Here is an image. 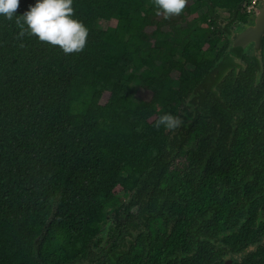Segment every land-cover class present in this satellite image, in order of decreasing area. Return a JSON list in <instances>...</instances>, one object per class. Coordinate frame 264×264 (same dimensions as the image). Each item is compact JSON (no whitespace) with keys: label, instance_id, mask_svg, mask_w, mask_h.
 Returning a JSON list of instances; mask_svg holds the SVG:
<instances>
[{"label":"trees","instance_id":"trees-1","mask_svg":"<svg viewBox=\"0 0 264 264\" xmlns=\"http://www.w3.org/2000/svg\"><path fill=\"white\" fill-rule=\"evenodd\" d=\"M249 1L187 0L165 19L153 0H74L89 34L72 54L0 17V264H73L130 192L147 193L153 217L185 223L211 206L227 212L240 180L252 198L264 160L244 163L240 179V137L231 152L207 129L240 123V62L228 49ZM34 2L20 0L16 14ZM164 112L186 123L183 134L154 126ZM180 233L170 242L188 248Z\"/></svg>","mask_w":264,"mask_h":264},{"label":"flooded vegetation","instance_id":"flooded-vegetation-1","mask_svg":"<svg viewBox=\"0 0 264 264\" xmlns=\"http://www.w3.org/2000/svg\"><path fill=\"white\" fill-rule=\"evenodd\" d=\"M261 1L258 0L257 7ZM239 62L240 123L219 122L214 129H207L218 131L219 137L223 133L231 152L230 145L240 137V161L235 172L241 179L246 172L242 168L244 163L260 168V162L264 160V31L258 45L252 44L240 52ZM196 109L193 105L190 107L192 115ZM182 125L186 126V123ZM199 125L198 122L191 123L189 129L195 132ZM174 131L183 134L182 126ZM189 142L197 150L198 139L190 138ZM209 155H205L200 166L206 164ZM226 155L223 152V156ZM176 159L180 158L176 156ZM237 189V196L235 193L225 196L228 198L224 205L227 212L220 211L218 216V210L211 206L204 214L195 212L194 220L188 223L167 218L166 210L162 213L167 217H153L151 204L146 200L147 193L143 191L138 196L137 191L130 192L124 196V205L117 215L103 222L99 233L81 253L72 257L70 263L264 264V184L251 190L254 193L251 199L247 198L249 192H246L245 181L240 180ZM181 227L188 234V248L170 242L174 231L180 240L184 238Z\"/></svg>","mask_w":264,"mask_h":264},{"label":"clouds","instance_id":"clouds-1","mask_svg":"<svg viewBox=\"0 0 264 264\" xmlns=\"http://www.w3.org/2000/svg\"><path fill=\"white\" fill-rule=\"evenodd\" d=\"M74 0H35L22 14L17 15L20 0H0V17L16 19L20 36L25 34L36 37L41 42L58 46L65 54L79 53L84 50L88 28L74 17ZM158 15L165 19L178 16L184 10L187 0H153ZM182 119L164 112L155 121V127L174 131L182 126Z\"/></svg>","mask_w":264,"mask_h":264},{"label":"water","instance_id":"water-1","mask_svg":"<svg viewBox=\"0 0 264 264\" xmlns=\"http://www.w3.org/2000/svg\"><path fill=\"white\" fill-rule=\"evenodd\" d=\"M264 31V0L250 15L249 19L231 36V45L228 53L240 61V52L248 48V46L258 45L260 37Z\"/></svg>","mask_w":264,"mask_h":264},{"label":"rangeland","instance_id":"rangeland-1","mask_svg":"<svg viewBox=\"0 0 264 264\" xmlns=\"http://www.w3.org/2000/svg\"><path fill=\"white\" fill-rule=\"evenodd\" d=\"M100 24L102 26H104L106 24V22L105 21H100ZM95 35L98 37V36L101 35V32H96ZM151 75H156V74L154 72H152V71L146 70V71H144L141 74V77H147V76H151ZM111 88H114V86L112 85ZM139 94L141 96H143L144 98H147L149 100H153L155 98L154 94L150 90H147V89H144V88L139 90Z\"/></svg>","mask_w":264,"mask_h":264},{"label":"built area","instance_id":"built-area-1","mask_svg":"<svg viewBox=\"0 0 264 264\" xmlns=\"http://www.w3.org/2000/svg\"><path fill=\"white\" fill-rule=\"evenodd\" d=\"M258 5V0H250L246 5V11L250 14L254 12Z\"/></svg>","mask_w":264,"mask_h":264}]
</instances>
